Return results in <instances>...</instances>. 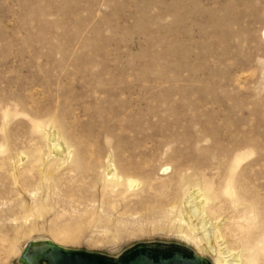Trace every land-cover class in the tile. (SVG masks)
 I'll return each mask as SVG.
<instances>
[{
    "label": "rangeland",
    "instance_id": "rangeland-1",
    "mask_svg": "<svg viewBox=\"0 0 264 264\" xmlns=\"http://www.w3.org/2000/svg\"><path fill=\"white\" fill-rule=\"evenodd\" d=\"M263 30L264 0H0V264L42 241L241 254L224 185L264 227Z\"/></svg>",
    "mask_w": 264,
    "mask_h": 264
},
{
    "label": "water",
    "instance_id": "water-1",
    "mask_svg": "<svg viewBox=\"0 0 264 264\" xmlns=\"http://www.w3.org/2000/svg\"><path fill=\"white\" fill-rule=\"evenodd\" d=\"M23 264H213L187 246L140 242L116 256L42 241L23 251Z\"/></svg>",
    "mask_w": 264,
    "mask_h": 264
},
{
    "label": "bare ground",
    "instance_id": "bare-ground-1",
    "mask_svg": "<svg viewBox=\"0 0 264 264\" xmlns=\"http://www.w3.org/2000/svg\"><path fill=\"white\" fill-rule=\"evenodd\" d=\"M262 32L264 35V30ZM33 124H34L35 129L41 132L43 128L45 127V125L49 123L40 121V122H35ZM55 134H56V130H55ZM66 153L70 154L71 152L68 151ZM106 174L111 176L108 182L110 186L112 187L119 186V187L126 189L127 187H130L131 184L134 182L131 178L127 176L126 178L121 176L116 171V169L112 170L109 168ZM232 177L233 176L231 173L227 175L226 182L224 185V192L230 197L234 196V199H233L234 203L237 204L239 202V204L242 206L243 213L246 212L248 215H246V217L243 218L242 223L236 225L235 228L230 231L231 236L233 235L234 238L239 241V245L242 249H241V254L231 253L232 261H230L229 264H264V227L263 225L260 224L261 222L260 218L262 216H260L259 212L257 211L256 207L253 204L245 203V201L240 200L239 198L236 199L235 191H233L234 185L232 184L233 183ZM196 191L198 195L195 198V202L193 203V206L189 207L187 209V212L192 215H195V214L198 215V213L208 214L206 210V206H207L206 202L211 199L209 187H207V185H205L204 187H197ZM187 192L188 190L184 191L182 189V196ZM185 200H187L188 202V199H185ZM180 212H181V208H180ZM263 214H264V211H263ZM204 247L205 249L212 248L208 240ZM231 251L232 250H229L227 247H225V250L222 252H231Z\"/></svg>",
    "mask_w": 264,
    "mask_h": 264
}]
</instances>
